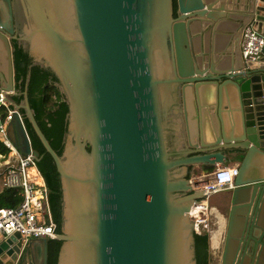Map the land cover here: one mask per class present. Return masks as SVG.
<instances>
[{
  "label": "water",
  "instance_id": "95a60500",
  "mask_svg": "<svg viewBox=\"0 0 264 264\" xmlns=\"http://www.w3.org/2000/svg\"><path fill=\"white\" fill-rule=\"evenodd\" d=\"M250 24L264 36V0H0L7 135L39 162L28 121L55 162L58 264H197L190 211L205 192L192 191L188 166L231 162L224 246L210 264H264V60L243 59ZM14 42L66 97L61 156L27 91L12 101ZM48 242L1 238L0 264H48Z\"/></svg>",
  "mask_w": 264,
  "mask_h": 264
},
{
  "label": "built area",
  "instance_id": "2783aa9c",
  "mask_svg": "<svg viewBox=\"0 0 264 264\" xmlns=\"http://www.w3.org/2000/svg\"><path fill=\"white\" fill-rule=\"evenodd\" d=\"M241 50L245 61L264 60V36L253 28V24L248 25L243 32ZM0 97V142L8 150L7 154H0V186L4 190H14L22 197L18 207L0 209V238L18 233L24 245L31 239H56V224L49 204V191L33 154L23 158L9 140L7 129L12 120L13 109L4 101L2 94ZM3 107L8 109L5 116L2 114ZM233 170L231 175L223 169L201 171L191 178L192 191L205 192V201L190 211L197 234L208 232L207 212L210 209L206 201L212 195L234 187L238 167Z\"/></svg>",
  "mask_w": 264,
  "mask_h": 264
},
{
  "label": "trees",
  "instance_id": "16d2710c",
  "mask_svg": "<svg viewBox=\"0 0 264 264\" xmlns=\"http://www.w3.org/2000/svg\"><path fill=\"white\" fill-rule=\"evenodd\" d=\"M14 72L17 90L20 95L13 98L14 103L24 102V92L27 91L30 107L36 122L47 138L54 151L61 156L68 131L69 106L60 88L57 77L50 69L35 65L25 48L18 42L13 44ZM11 109V107H10ZM8 109L2 108L5 116ZM23 113V111H22ZM32 147L39 153L40 161L36 162L38 170L49 191V204L56 233H62V187L53 158L46 152L31 124L25 121ZM8 150L0 142V154H7ZM22 202V197L14 190L5 189L0 194L1 208H16ZM62 242L49 239L48 264H58ZM196 260L198 264H210V235L208 232L195 234Z\"/></svg>",
  "mask_w": 264,
  "mask_h": 264
},
{
  "label": "crops",
  "instance_id": "0c3cea01",
  "mask_svg": "<svg viewBox=\"0 0 264 264\" xmlns=\"http://www.w3.org/2000/svg\"><path fill=\"white\" fill-rule=\"evenodd\" d=\"M236 167H238V164L231 162L224 166H218L217 169L226 168L227 170L228 168L230 170ZM221 193H223V195L217 198L216 200H214L213 202L214 206L210 207L211 212L215 214V218L211 219V222L216 227L215 230L208 232L210 235L211 262H214V263H217L221 260L222 250L224 246V239H225V231L227 228V222H228V217H229V212H230V201L226 197H224L225 191ZM221 193H218L217 195ZM226 210H227V214L225 213Z\"/></svg>",
  "mask_w": 264,
  "mask_h": 264
},
{
  "label": "rangeland",
  "instance_id": "374dc122",
  "mask_svg": "<svg viewBox=\"0 0 264 264\" xmlns=\"http://www.w3.org/2000/svg\"><path fill=\"white\" fill-rule=\"evenodd\" d=\"M197 169V168H196ZM201 173V169L199 168V174ZM198 173L196 172L194 175H197ZM4 191V189L0 186V194ZM223 195V193L219 194V195H212L211 198H209V201H206L208 203L209 206V211L207 212V219H208V228L207 231H213L216 229V227L213 225V223L211 222V219L215 218V214L213 212H211V208L212 206H214V200H216L217 198L221 197ZM224 197L227 198V196L224 194ZM210 202V204H209ZM213 213V214H211ZM225 213L227 214V210L225 211ZM203 231H206L205 228H202Z\"/></svg>",
  "mask_w": 264,
  "mask_h": 264
},
{
  "label": "flooded vegetation",
  "instance_id": "af4514ba",
  "mask_svg": "<svg viewBox=\"0 0 264 264\" xmlns=\"http://www.w3.org/2000/svg\"><path fill=\"white\" fill-rule=\"evenodd\" d=\"M15 91H16V93L18 94V95H20V92L17 90V85H16V87H15ZM17 95V96H18ZM14 97H16V96H14ZM13 97V98H14ZM13 98H12V101H13ZM14 102V101H13ZM24 104V102L23 103H21L20 105H23ZM27 129V128H26ZM28 131V130H27ZM197 168V169H196ZM199 168L201 169V171H204L203 169H202V167H199V165H189L188 166V179L189 180H191V178L194 176V174L197 172V173H199ZM197 264H198V262H197Z\"/></svg>",
  "mask_w": 264,
  "mask_h": 264
},
{
  "label": "bare ground",
  "instance_id": "6f19581e",
  "mask_svg": "<svg viewBox=\"0 0 264 264\" xmlns=\"http://www.w3.org/2000/svg\"><path fill=\"white\" fill-rule=\"evenodd\" d=\"M223 170H225V171H226L228 174H230V175H231V174L233 173V171H234L233 169H230V170H229L228 168H227V170H226V168L223 169ZM219 221H220V220H219Z\"/></svg>",
  "mask_w": 264,
  "mask_h": 264
},
{
  "label": "clouds",
  "instance_id": "9594fccd",
  "mask_svg": "<svg viewBox=\"0 0 264 264\" xmlns=\"http://www.w3.org/2000/svg\"><path fill=\"white\" fill-rule=\"evenodd\" d=\"M12 109V108H11ZM224 169V168H223Z\"/></svg>",
  "mask_w": 264,
  "mask_h": 264
}]
</instances>
